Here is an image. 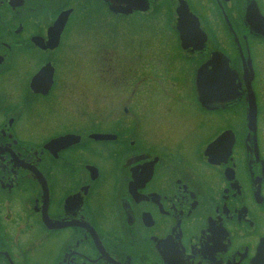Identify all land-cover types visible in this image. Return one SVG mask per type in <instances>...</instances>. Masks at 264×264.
I'll return each instance as SVG.
<instances>
[{
  "label": "flooded vegetation",
  "instance_id": "obj_1",
  "mask_svg": "<svg viewBox=\"0 0 264 264\" xmlns=\"http://www.w3.org/2000/svg\"><path fill=\"white\" fill-rule=\"evenodd\" d=\"M178 1L0 0V264H264V0H184L183 40ZM76 29L111 106H74ZM202 65L237 96L202 106Z\"/></svg>",
  "mask_w": 264,
  "mask_h": 264
},
{
  "label": "rangeland",
  "instance_id": "obj_2",
  "mask_svg": "<svg viewBox=\"0 0 264 264\" xmlns=\"http://www.w3.org/2000/svg\"><path fill=\"white\" fill-rule=\"evenodd\" d=\"M137 29V28H136ZM138 29H141L138 27ZM137 29V30H138ZM142 31L148 32V29L146 30L145 27L141 29ZM89 30H78L76 29L74 32V39L75 45L72 49V53L70 54V62L72 61L71 69L73 72V80L72 82V97L74 106H111L114 103V88L107 86L103 91L101 88H98L99 82L96 77L93 76V71L91 68V63L93 61V55L95 48L93 47V40L92 35L88 36ZM131 33V32H130ZM133 37V34L130 35H122V39L130 40ZM147 39V38H145ZM144 40V39H143ZM79 45L77 46V44ZM136 43V42H135ZM251 56L253 59L254 64V70L256 72V81L255 85L257 83V80L260 78H264V41L261 43L254 44L251 47ZM97 63H94V70L95 73L97 72L96 69ZM182 78V77H181ZM183 79V78H182ZM264 83V79L261 80ZM98 84V85H97ZM100 86V85H99ZM258 86V85H257ZM257 100L258 106H261L263 108L264 106V94L259 92ZM187 94L183 96L184 100H180L181 104L178 103L176 105L175 103H172V106H190L189 102L187 103ZM154 99L149 101V103L153 104ZM56 105V104H55ZM145 106H148L146 104H143ZM56 106H60V103H58ZM69 106V105H68ZM120 106V104H119ZM159 106V105H158ZM66 118L67 115L58 116V107L56 110L52 113L50 118Z\"/></svg>",
  "mask_w": 264,
  "mask_h": 264
},
{
  "label": "water",
  "instance_id": "obj_3",
  "mask_svg": "<svg viewBox=\"0 0 264 264\" xmlns=\"http://www.w3.org/2000/svg\"><path fill=\"white\" fill-rule=\"evenodd\" d=\"M132 3L137 0H130ZM140 1V0H139ZM144 6H146V4L144 3ZM143 6V7H144ZM176 28L177 30L180 32V38L186 39L189 38L190 35L189 34H194L195 29L198 28V20L196 18V16L194 14H192L185 1L184 0H179L178 1V5L176 6ZM251 10V11H250ZM247 9L246 13H245V19L246 21L250 24L251 28L255 31V32H259V33H264V18L262 15L259 14V12L257 11L256 7L252 8L250 7ZM198 32V31H197ZM214 56V55H213ZM248 64H249V69H250V76L252 74L251 71V66H250V62L249 60ZM220 65H222L223 63H225V60H223L222 62H220ZM208 65V64H207ZM206 65H202L201 68H198L197 73H196V89H197V99L200 102V104L202 106H208L211 103L215 102H225L229 99H233L237 96V93L235 92V90L232 87V79L234 80V72L233 75L232 73H230V71H227L225 67H222L226 73L221 77V81L220 79L216 76V85H212L211 82V78H210V74H206L203 71V68H205ZM228 74V75H227ZM248 78H244L245 81V85H246V101H247V106H252L251 110L255 109V98H254V94L251 91V89L249 88V85H247V81ZM211 85L213 87L218 86L223 92L218 93L216 95L211 94L210 92H208L211 88ZM235 87V85H234Z\"/></svg>",
  "mask_w": 264,
  "mask_h": 264
}]
</instances>
